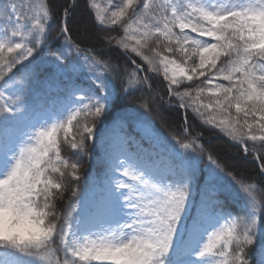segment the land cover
Returning a JSON list of instances; mask_svg holds the SVG:
<instances>
[{"label": "snow or ice", "instance_id": "obj_1", "mask_svg": "<svg viewBox=\"0 0 264 264\" xmlns=\"http://www.w3.org/2000/svg\"><path fill=\"white\" fill-rule=\"evenodd\" d=\"M78 7V3L66 6L63 16L67 18ZM92 7L97 6L93 3ZM110 7L111 11L104 9V14H97L96 19L100 25H121L123 36L116 39L106 33V43L110 46L115 42L125 50L127 65L121 68L109 59H96L84 52L68 37L67 26L59 29V35L51 36L53 40L65 41L64 47L74 49L77 56L83 53L89 71L95 77L94 87L84 95H76L67 87V96H75L78 106L69 112L66 121L58 120L50 128L40 125L42 130L34 134L24 133L18 145L20 159L0 181L3 188L10 191V185L25 181L26 177L21 173L27 171L29 182L25 188L29 197L37 202L43 200L44 212L51 209L59 217L50 229V236L43 242V247L48 250L26 256L31 258L28 264H168L190 196L189 170L179 157L181 154L187 156L191 149L190 154L203 158L205 146L198 143L199 136L187 143L176 141L184 153H177L173 146L165 156L130 140L125 132L127 117H118L114 124L119 131L114 130L111 136L103 138L106 145L105 180L102 185L93 183L91 197L87 187L78 190L80 165L63 158L57 138V133L63 132L64 143L70 146L74 156L77 159L87 156L88 142L96 137L97 124L107 107L104 81L108 78L119 80L120 91L135 97L149 79H140L139 73L145 70L159 72L161 67L164 79L168 81V93L178 100L179 108H191L202 119L207 113L205 124L218 128L242 145L244 153L254 155L261 162L257 179L260 190L254 193V185L233 175L209 153L210 164L230 177L244 194L251 215L232 218L225 227L212 231L208 243L201 247L202 235L219 224L220 201L210 176L197 219L186 242L177 250L173 264H194L192 257L199 264H248L249 249L245 245H252L249 237L257 228V213L264 211V44L255 42L257 22L264 19V0H113ZM32 12L35 14L30 15ZM58 16V10L51 9L44 0L35 7L31 0L28 3L25 0H0V20L6 21L0 25V89H13L15 85L10 99H5L0 92V114L21 113L20 98L35 76L38 63L55 68L54 74L45 82L49 87L54 80L78 71L74 60L70 61L63 52L47 48L51 42V29L46 25ZM21 20L27 23H21ZM41 49L47 52V59L41 56L36 61ZM137 58L142 64L137 63ZM26 62L27 66L17 79V69ZM185 76L190 81L194 76H207L203 83L208 87H197L194 96L187 90L181 92L179 85ZM213 80L228 83L213 86ZM206 93L213 98L209 102L201 99ZM137 99L141 108L151 109L143 97ZM163 99L160 97V101ZM233 108L236 116L231 114ZM46 114L42 112L37 118L44 120ZM143 132L146 138L167 151L166 142L152 134L150 124L144 125ZM184 132L188 134L186 127ZM33 139L35 144L31 143ZM132 145H135L134 149ZM2 148L3 141L0 140ZM66 170L72 182L68 186L71 196L58 210L55 201L64 199ZM77 201L81 205L79 210ZM217 248L218 253L213 251ZM217 255L223 259L216 260Z\"/></svg>", "mask_w": 264, "mask_h": 264}, {"label": "trees", "instance_id": "obj_2", "mask_svg": "<svg viewBox=\"0 0 264 264\" xmlns=\"http://www.w3.org/2000/svg\"><path fill=\"white\" fill-rule=\"evenodd\" d=\"M40 2L41 0H31V5L35 7ZM25 3H28V0H25ZM44 3L48 4L51 9H56L59 12L58 18L55 21L49 20L46 25V27L50 26L51 29V42L47 45V48L53 52H63L68 56L70 61L74 60L78 66V71L68 73L62 76V78L54 80L51 87H49L45 82L49 81L55 72V68L49 64L41 66L38 63L35 76L29 82L25 93L20 98L21 113L0 114V140L3 141L2 150L7 152L14 149L12 155H9L12 158V166L15 163L14 157L19 152L18 145L21 142V136L26 132L34 134L42 130L40 126H29L28 123L36 114L45 112L52 97L58 95L59 92H65L67 87L73 89L76 95H84L89 89L94 87L93 80L95 77L89 71V65L85 62L83 53L77 56L74 49L69 50L67 47H64L65 41L51 39V36L59 35L60 28L67 26L69 29L67 35L73 44L78 45L84 52L95 56L96 59H109L112 63L121 66V68L125 67L128 63V55L125 54L124 49L119 48L115 42L110 46L106 43V33L116 37V39H120L123 36V28L121 25L119 23L116 25H100L96 19L97 14H104V9L108 8L109 11L112 10L110 6L113 0H44ZM74 3H78L80 7L70 12L69 16L65 18L63 16L65 7ZM93 3L97 7H92ZM29 14L34 15L35 13L32 12ZM5 23L6 21L0 20V25H4ZM21 23L27 22L21 20ZM193 35L195 34L193 33ZM203 39L211 38L203 37ZM46 55L47 52L41 49V52L37 54L35 59L39 61L41 56H45V59H47ZM8 58L10 59L11 57L9 56ZM137 63L142 64L139 58H137ZM26 66L27 62L25 66H17L20 67L17 69V79L20 78L19 74ZM142 67L146 69V66L142 65ZM129 71H131V68H129ZM139 77L140 79H144L145 77L149 79L148 83L143 86L142 91L137 92L135 97L120 91L119 80L106 79L104 84L107 94L105 101L107 107L104 116L101 117L97 124L96 137L88 142V155L77 159L70 146L64 143L63 132H59L57 133V138L61 145V154L64 159L79 163L81 180L76 182L79 186L78 190H83L87 187L89 190L88 195H90L94 187L93 183L100 185L99 181L105 177L104 159L106 145L103 138L105 136H111L114 130L119 131L116 124H114V121L118 117H127L128 126L125 132L130 140L140 144L145 149L156 152H158L157 149L151 143L145 145L140 140L131 138V129L133 126L141 124L138 121H143L144 124H141L143 126L150 124V129L156 136L161 138L162 142H166L164 147L166 149H172L174 146L177 153H184V150L180 148L176 141L181 140L187 143L198 135V143L205 146L203 158L197 157L195 154H190L191 149L188 150L187 156L181 155L190 174V213L186 217L187 224H193L197 219L205 187L209 183L210 176L212 178L211 182L215 185L218 192V199L220 201L218 208L219 224L215 225L216 228L209 231L207 233L208 235H202L201 240L205 243L208 241V237L211 236L212 231H218L220 228L225 227L232 218H247L251 215L252 211L244 194L232 182L231 178L219 172L210 164L208 159L209 153L222 165H226L232 171L233 175H236L247 184L254 185V193H258L260 190L257 179L261 162L254 155L244 153L242 151V145H238L230 137L220 132L218 128H213L212 125L205 124L204 119L207 118V113H205V118L202 119L191 108L187 110L179 108L178 100L172 98L168 93L169 85L168 81L164 79L162 67L159 72L141 71ZM205 80H207V76L199 78L194 76L191 81L181 80L179 91L183 92L187 90L193 92L194 96V90L197 87H208V85L203 83ZM216 83L227 85L228 82L212 81L213 86ZM212 90H215L214 87ZM14 91L15 85L13 89H0L5 99H10L9 95L13 94ZM137 97H143L144 102L151 105V109L141 108ZM160 97L164 98L163 101H160ZM73 98L74 106L72 109L78 106L75 96ZM188 102L191 103V99ZM72 109L65 107L63 110L57 111V119L66 121ZM231 112H233V109H231ZM75 123L74 121L73 124L75 125ZM185 127L188 129L187 135L184 132ZM71 131L74 132L75 128L72 127ZM174 137L175 139H173ZM24 139L27 140L28 137H24ZM31 143L35 144V140H31ZM132 147L134 149L135 145H132ZM2 156L0 152V168L3 166ZM12 166L4 170V178L11 171ZM64 183L66 186L63 193L64 199H57L55 201L58 210H61L62 205L68 203V198L71 196L70 191H68V186L72 182L70 176L67 174V170ZM72 199L75 198L72 197ZM237 205L243 208L238 209ZM257 220L258 224L254 243L247 254L249 264H264V211L257 213ZM186 234L187 231L185 232V237ZM213 251L218 253L219 249L217 248ZM175 257L176 255L173 258H168V264H173ZM215 258L218 260L223 259L219 255L215 256ZM30 259L10 248L0 246V264H28Z\"/></svg>", "mask_w": 264, "mask_h": 264}, {"label": "clouds", "instance_id": "obj_3", "mask_svg": "<svg viewBox=\"0 0 264 264\" xmlns=\"http://www.w3.org/2000/svg\"><path fill=\"white\" fill-rule=\"evenodd\" d=\"M255 42L264 44V19L257 22ZM15 157L12 168L20 159L19 152ZM25 163L28 164L27 160ZM21 175L26 177L25 181L20 185H10V191H6L0 184V246L10 248L22 256H36L48 250L43 247V242L50 236V229L58 222L59 217L51 209L44 212L43 200L37 202L35 198L29 197L25 188L29 182V174L25 171ZM256 230L257 228L253 229L249 237L252 245ZM252 245L245 247L250 249Z\"/></svg>", "mask_w": 264, "mask_h": 264}, {"label": "rangeland", "instance_id": "obj_4", "mask_svg": "<svg viewBox=\"0 0 264 264\" xmlns=\"http://www.w3.org/2000/svg\"><path fill=\"white\" fill-rule=\"evenodd\" d=\"M177 31H178V29H177ZM186 31H189V30L186 29ZM177 62H180V58L179 57H177ZM189 74H191V73H189ZM181 80L190 81V80H188L186 78V76L181 78ZM65 97H67V98H65ZM201 99L204 102H209L213 98L208 96L207 93H206L205 96H203ZM48 105H49L48 109L46 110L47 114L43 118L44 120L47 121V124H45L44 120H41V119L37 118V117L40 116V114L36 115V117L34 118L33 121L35 123H37V124H41V125H44L45 127L50 128L53 123H57L58 122V119H57V116H56V112L57 111H61L65 107H69L70 109H72V107L74 106V98H73V96H67L66 91L65 92H59L58 95H56L55 97H52L50 99V103ZM231 114H232V116H236L235 108H233V112H231ZM241 118H242V114H241ZM143 128H144V126L141 125V124L134 125L133 128L131 129V138L140 140V142L142 144L143 143H145V144L151 143V144H153V147L157 146V148H158L159 147L158 145L154 144L152 141H150L148 138H146L144 136ZM151 132H152L153 135H155L152 130H151ZM159 149H161V148L159 147ZM160 152L163 153L162 150ZM179 158H181V157H179ZM80 206H81L80 204L77 206V210H79ZM189 211H190V209H189V206L187 205L185 213H184V215L181 218L180 224L178 225L177 234H176V237H175V240H174V245H173L172 252L170 253V256L172 254H175L177 252V250L180 249L181 246H182L181 245L182 234H183V232H184V230L186 228L184 217H185V215H187L189 213ZM77 235L79 236L80 233H77ZM85 235H87V234H85ZM89 238L90 239H95V237H89ZM193 262H194V264H199V262L196 261V260L193 261ZM94 263L101 264V262H94Z\"/></svg>", "mask_w": 264, "mask_h": 264}]
</instances>
